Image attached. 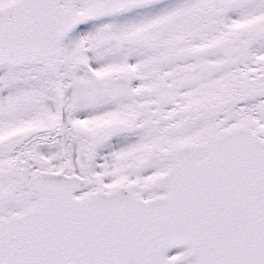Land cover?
Returning a JSON list of instances; mask_svg holds the SVG:
<instances>
[{"label":"snow or ice","instance_id":"1","mask_svg":"<svg viewBox=\"0 0 264 264\" xmlns=\"http://www.w3.org/2000/svg\"><path fill=\"white\" fill-rule=\"evenodd\" d=\"M0 264H264V0H0Z\"/></svg>","mask_w":264,"mask_h":264}]
</instances>
